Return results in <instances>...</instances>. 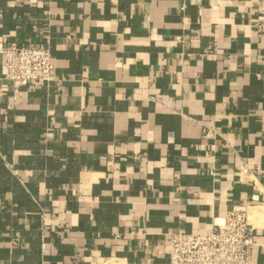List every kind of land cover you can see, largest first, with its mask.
Returning <instances> with one entry per match:
<instances>
[{"label": "crops", "instance_id": "0c3cea01", "mask_svg": "<svg viewBox=\"0 0 264 264\" xmlns=\"http://www.w3.org/2000/svg\"><path fill=\"white\" fill-rule=\"evenodd\" d=\"M239 209L264 264V0H0V264H169Z\"/></svg>", "mask_w": 264, "mask_h": 264}, {"label": "built area", "instance_id": "2783aa9c", "mask_svg": "<svg viewBox=\"0 0 264 264\" xmlns=\"http://www.w3.org/2000/svg\"><path fill=\"white\" fill-rule=\"evenodd\" d=\"M4 78L15 88L49 82L53 65L47 49L37 44L3 51ZM169 264H249L254 244L244 210L229 213L201 234L173 233L168 239Z\"/></svg>", "mask_w": 264, "mask_h": 264}]
</instances>
